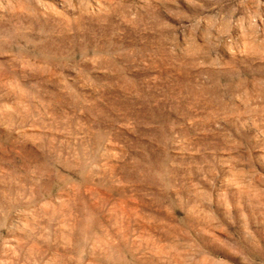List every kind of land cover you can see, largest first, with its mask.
Wrapping results in <instances>:
<instances>
[{"label":"rangeland","instance_id":"obj_1","mask_svg":"<svg viewBox=\"0 0 264 264\" xmlns=\"http://www.w3.org/2000/svg\"><path fill=\"white\" fill-rule=\"evenodd\" d=\"M0 264H264V0H0Z\"/></svg>","mask_w":264,"mask_h":264}]
</instances>
